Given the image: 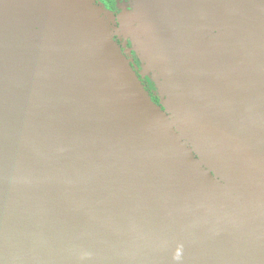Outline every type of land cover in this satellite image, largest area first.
<instances>
[{
  "label": "water",
  "instance_id": "water-1",
  "mask_svg": "<svg viewBox=\"0 0 264 264\" xmlns=\"http://www.w3.org/2000/svg\"><path fill=\"white\" fill-rule=\"evenodd\" d=\"M135 3L165 106L95 0H0V264H264V0Z\"/></svg>",
  "mask_w": 264,
  "mask_h": 264
},
{
  "label": "rangeland",
  "instance_id": "rangeland-1",
  "mask_svg": "<svg viewBox=\"0 0 264 264\" xmlns=\"http://www.w3.org/2000/svg\"><path fill=\"white\" fill-rule=\"evenodd\" d=\"M95 2H96V6L102 11L103 13L102 16L104 20L107 22L111 30V33L114 37V40L122 49L123 54L132 65L133 69L137 73L142 84L144 85L143 83L144 80H149L150 85L155 88V94L160 98L161 104L165 106L167 102V97L163 93L162 85L160 81L161 79L158 76V72L152 60L153 59L152 55L149 52L150 49L147 44V41L145 40V37L141 36L142 41L137 39L136 40L137 44L136 45L133 44L132 39L127 37L123 31L122 16L124 14L117 15L115 12L111 11L102 0H95ZM127 7L130 17L132 18V20L135 19L137 13V5L135 3V0H129ZM126 12L127 11H125L124 13ZM134 23L136 27H139L138 21H134ZM137 37L138 36H136V38ZM137 47L139 48V50H141V52H138L139 54H137V52L135 51ZM165 47L167 49V45H165ZM136 58L137 59L139 58L138 61L141 62V66H138L136 64L137 63ZM140 58H142L143 60H140Z\"/></svg>",
  "mask_w": 264,
  "mask_h": 264
},
{
  "label": "flooded vegetation",
  "instance_id": "flooded-vegetation-1",
  "mask_svg": "<svg viewBox=\"0 0 264 264\" xmlns=\"http://www.w3.org/2000/svg\"><path fill=\"white\" fill-rule=\"evenodd\" d=\"M106 6L113 12H115L117 15H123L125 11L128 12V7L127 4L129 0H102ZM139 59V58H138ZM136 58V64L138 66H141V62L138 61ZM146 89L148 92H150L152 99L155 103L160 104L161 100L160 98L155 94V88L150 85L149 80H144L143 81Z\"/></svg>",
  "mask_w": 264,
  "mask_h": 264
},
{
  "label": "trees",
  "instance_id": "trees-1",
  "mask_svg": "<svg viewBox=\"0 0 264 264\" xmlns=\"http://www.w3.org/2000/svg\"><path fill=\"white\" fill-rule=\"evenodd\" d=\"M157 103H158V101H157Z\"/></svg>",
  "mask_w": 264,
  "mask_h": 264
}]
</instances>
